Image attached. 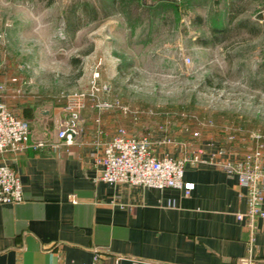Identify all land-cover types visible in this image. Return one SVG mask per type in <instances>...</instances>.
I'll list each match as a JSON object with an SVG mask.
<instances>
[{"label": "crops", "instance_id": "0c3cea01", "mask_svg": "<svg viewBox=\"0 0 264 264\" xmlns=\"http://www.w3.org/2000/svg\"><path fill=\"white\" fill-rule=\"evenodd\" d=\"M102 59L97 55L89 63L87 83L93 72L109 82L99 71ZM28 66L25 61L19 68H0L1 100L28 120L30 140L54 141L56 123L67 114L66 98L41 85L38 70ZM126 119L118 109L99 113L87 105L73 144L3 154L0 160L20 176L23 200L0 202V264H80L96 253L117 264H264V221L257 220L249 250L248 229L236 217L247 208L246 189L236 175L187 162L183 179L193 182L189 194L99 177L96 157ZM126 127L145 133L135 132L133 123ZM209 138L195 143L206 147ZM168 148L175 155L181 150Z\"/></svg>", "mask_w": 264, "mask_h": 264}, {"label": "rangeland", "instance_id": "374dc122", "mask_svg": "<svg viewBox=\"0 0 264 264\" xmlns=\"http://www.w3.org/2000/svg\"><path fill=\"white\" fill-rule=\"evenodd\" d=\"M144 1L167 5L129 20L122 4L105 16L102 0H0V68L27 61L41 85L63 96L87 84L89 63L102 55L108 96L133 110L124 126L180 141L198 130L234 150L256 149L251 133H264V0Z\"/></svg>", "mask_w": 264, "mask_h": 264}, {"label": "built area", "instance_id": "2783aa9c", "mask_svg": "<svg viewBox=\"0 0 264 264\" xmlns=\"http://www.w3.org/2000/svg\"><path fill=\"white\" fill-rule=\"evenodd\" d=\"M4 86L0 82V158L6 152L19 154L29 147L42 148L60 144H73L80 133L81 112L87 105L97 112L118 109L123 114L133 113L129 105L118 97H109L111 86L99 80L98 73L93 72L91 80L82 88L63 94L66 98L64 110L66 116L56 123V140H30V126L26 118L15 114L1 100ZM135 117V116H134ZM99 118H96L98 121ZM199 131L194 130L189 141L176 140L163 132L158 137L150 133L137 134L125 126H118L104 143L101 153L96 157L99 177L110 183L125 182L145 187H177L189 194L192 181L183 179L184 167L190 164L207 163L236 175L246 189L247 208L238 212L236 217L244 220L248 229L249 250L254 244L258 231L257 220L264 221V133L253 131L251 136L259 141L254 150H234L229 146L209 138L206 147L194 140L199 139ZM229 139L233 135L227 136ZM180 147L179 154H173L168 148ZM23 200L20 176L9 162L0 160V202L14 203ZM80 264H117L109 263L95 254L93 260Z\"/></svg>", "mask_w": 264, "mask_h": 264}, {"label": "trees", "instance_id": "16d2710c", "mask_svg": "<svg viewBox=\"0 0 264 264\" xmlns=\"http://www.w3.org/2000/svg\"><path fill=\"white\" fill-rule=\"evenodd\" d=\"M51 0H48L50 2ZM117 4H122V7H124L126 10L127 18L131 20V18H137L139 19L140 16L148 12L149 14L153 16H158L161 14V12L166 8L167 3L162 1H155L151 3H147L144 0H102V7L104 10V15H108L111 13V9L113 6ZM92 13L94 17L97 14L96 7L91 6ZM73 13H75V9H73ZM212 30L214 32L220 30L218 27H213ZM73 60L77 61L78 58H72Z\"/></svg>", "mask_w": 264, "mask_h": 264}]
</instances>
